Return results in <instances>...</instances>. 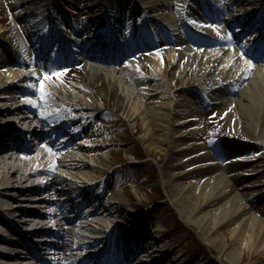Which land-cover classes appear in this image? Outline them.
<instances>
[{
    "label": "bare ground",
    "instance_id": "obj_1",
    "mask_svg": "<svg viewBox=\"0 0 264 264\" xmlns=\"http://www.w3.org/2000/svg\"><path fill=\"white\" fill-rule=\"evenodd\" d=\"M6 1L14 11L17 27L21 32L27 31V36H21L19 41L8 47L0 44V93L4 94L0 97V127L7 121L10 124L0 129V225L6 226L12 234L10 239H0V246H3L0 249H4L2 250L4 253L0 252V264H79V262L108 264L113 258L111 256L113 245L107 243L104 237L94 239L96 237L84 231L92 229L98 235L97 230L103 232L113 225H116L114 229L117 230L118 264L180 263L181 259L177 260L175 252L180 254L181 249L177 244L168 241L164 230L165 218L155 217V226L149 229V233L159 234L163 240L145 232L141 225H135L136 216L123 202L129 201L130 196L127 198L125 195L124 198L117 191L119 187L122 188L121 182L119 181L117 186L113 183L116 171L110 174L112 164L107 161V152L100 156V153L106 150L105 142L101 140L96 145L90 144L91 138L88 134L91 127L88 123L92 119L90 113L94 112L97 106L102 109L104 105L102 99L107 98L115 100V112L127 121L141 122V125L136 126L137 129L145 128L148 144L164 154L169 167V171L163 174L164 181H170L168 185L165 182L167 196L180 210L187 226L193 227L202 240L210 245L220 243L223 229H228V236L232 242L230 243V238H227L219 251V254H222L226 244H231L232 250L227 253V264H237L244 249H260L264 254V225L250 215L248 203L257 194H253L252 197L248 194H236L232 184L234 180L243 185L245 181L255 179L257 176L261 177L257 186L264 183V71L258 70L254 74L255 78L246 83L238 99L231 100L230 97L236 95L226 92L224 94L230 97L221 98L219 103L221 112L226 115L230 132L236 139L242 140L241 146L232 140L224 141L219 146L196 143L195 139L189 137L186 124L174 115V97L164 91L163 86L160 85L156 90L147 93L141 90L132 91L134 89L129 86L127 75L134 73V69L132 64H125L126 60L123 58L114 63L118 66L115 72L106 70V66L113 63H104L103 68L86 71L89 83L96 80L104 82L106 87L102 90V99L88 90L89 84L76 85L72 90L75 98L81 102L79 111H76L72 119H69L67 113L58 114L51 111L53 119L50 121L45 119L48 115L45 112L47 107L41 104V100L30 89L25 88V85L33 76H41L43 66L46 64L52 63L55 66L59 64L58 57L53 54L54 50L63 45L64 36L55 32L57 37H54V42L42 41L38 31L42 30L45 19L40 18L39 9L33 3L24 0ZM89 1L93 2L92 10L114 8L111 0ZM121 1L130 9L141 11L143 15L159 14L167 31L184 16L186 5L191 7L188 4L190 0ZM245 3V0H233L229 6L222 7L218 11V16L212 20L216 21L215 24H221L220 21H224V17H229L236 23L237 28L243 30V25L257 19V13H252L249 9L247 12V8L246 10L241 8ZM24 18L26 22L22 21ZM190 25L193 31L200 29L197 24ZM144 36L152 50L151 67L155 73L161 74L165 63L158 44L148 31L144 32ZM236 37L234 34V42H238ZM33 40L39 42L38 48H43L38 50L37 58L29 51L30 42ZM256 41L255 39L248 45L254 46V52L260 49V42ZM212 46L217 47V44ZM50 55L53 58H50ZM68 55L71 57L70 52ZM227 55L229 59L226 58L224 61L221 49L203 50V47L199 48L197 44L186 46V43H181L177 58L184 64L177 70L176 78L187 84L188 79L192 77L194 83L204 89L217 86L225 78L234 79L240 73V69L233 64V56H237V53L232 54L229 50ZM169 59H175L173 52ZM26 64L34 68L32 74H28L27 77L22 70ZM262 67L264 69V65ZM137 80L134 82L139 84ZM147 82L151 83L152 78ZM28 98L35 100L39 107L29 104ZM19 99L21 101L18 107L10 109L7 103ZM141 102L143 105L139 106ZM41 112L45 115H41ZM13 125L21 127L23 133L19 135L8 133L6 128ZM79 128L82 129L75 133L74 130ZM6 141H9V144L4 148V143L1 142ZM36 147H39L41 159L46 158L50 164L49 169L39 171L33 168L37 163L32 158ZM243 148L246 149L245 153L242 152ZM257 148L262 152V159L256 161L251 156L253 152H257L255 151ZM49 149L52 151L49 152ZM222 155L230 158L226 157V160L221 161ZM91 157L94 158V165L90 162ZM237 158L245 159L247 163L239 161L231 167L214 164L216 161L226 164V161ZM57 167L68 176L57 175L55 172ZM235 172L240 173L233 177ZM69 176H74L77 181L84 184L91 181L97 184L92 187L86 185L81 189L72 185L74 182ZM249 176L251 177L248 178ZM42 183H45V191L39 193L42 191ZM12 190L16 192L12 193ZM247 190L248 187L243 191ZM133 191L136 192L137 188L133 187ZM42 194H48L47 203L41 199ZM56 207L58 212L54 215H48L47 211H43ZM90 208L91 214L87 213ZM48 219L58 220L55 226L61 227V230L49 233L50 236H56L60 244L54 257L46 258L47 248L43 247L42 238L47 236L43 221ZM80 220H85V224L80 225V233H76L72 227ZM127 224H133L130 226L132 228L130 232ZM21 230L34 231L27 233L32 236L29 237V241ZM132 236L135 238L134 242L127 246ZM79 237L88 241L82 244L75 242L74 238ZM166 242L167 245H164ZM54 245L51 243L49 246ZM104 247L105 249H101ZM91 249L94 250V254L84 256L81 253L79 255L81 257L71 259L78 250L88 252ZM102 251L104 252L101 253ZM183 264H186V260Z\"/></svg>",
    "mask_w": 264,
    "mask_h": 264
},
{
    "label": "rangeland",
    "instance_id": "obj_2",
    "mask_svg": "<svg viewBox=\"0 0 264 264\" xmlns=\"http://www.w3.org/2000/svg\"><path fill=\"white\" fill-rule=\"evenodd\" d=\"M31 1L35 4H38L39 1L37 0H27ZM44 4H50L51 2L55 4H66L73 6L76 10L80 9V7H83V4L79 2V0H43ZM67 5V6H68ZM79 7V8H78ZM12 35V36H11ZM14 36L13 33L10 31V25L7 24V21L5 20V17L3 15V11L0 8V42L3 44H6V42L10 41L14 42ZM5 40L6 42H2V40ZM182 67V66H181ZM177 67L174 68H167L163 71L162 74L159 75L160 78L163 79V86L166 92L170 93L171 89L174 91V98H175V107H174V113L176 116L178 115L183 119L184 117H195L201 119V125L202 130L199 136L201 138H204L205 141H212L211 140V129L214 130V128H211L209 126V112H206V109L203 107L202 102L194 98H188V95H186L184 92L181 91V89L190 85H195L192 77L188 79L187 84H184L180 80L176 78L177 73ZM86 74L83 73L82 75V82L86 80ZM86 82V81H85ZM159 83H155V87H158ZM136 86V85H135ZM104 82L102 80H99L95 87H93L94 94L102 99L103 92L102 90L105 89ZM138 86H136L137 88ZM134 88V87H132ZM141 88V87H140ZM155 88V89H156ZM154 89V90H155ZM59 95V99H55L56 102L46 104L50 105L49 110H56V106L61 107L59 102H63L61 104H69L71 105V100L73 99L71 91L68 90L66 87L65 90H57ZM133 92H136L137 89L134 88L132 90ZM0 97L1 94H0ZM75 97V96H74ZM104 105L102 107V112L98 117V128L93 130V133H99L100 127L108 128V120L107 114L105 112L109 111L111 113H115L119 117L124 120V124L128 128V134L130 135V140L134 142L130 146V142H126L124 146V142H122V139L116 136V144L121 146L119 147L118 153H112L107 150L108 159L107 161L112 164V169L117 170L120 172L124 177H127V182L125 183V191L120 194L125 195L127 198L130 199L129 201L124 200L125 206L136 216V219L134 221L135 225H145V227L152 229L154 225V219L155 217H164L165 218V225L166 228L164 229L166 232V236L168 238V241H171L172 243L177 244L181 252L178 254V252H175L177 256V260H180V263L183 264V262L186 260V264H227V253H229L232 250L231 246V238L228 236V229H223L221 233V241L220 243L210 245L207 242L203 241L201 236L196 232V230L193 227H187L185 225V221L183 220L180 210L177 208V206L174 204V202L167 196V188L166 184L168 185L170 181L166 180L164 181L163 174L167 173L169 171V167H167V163L165 161V156L163 153H159L157 150H155L153 147H151V144H148V141L146 139V131L145 128L142 130L137 129V125H141L142 123H137L136 121H127L124 117H122L119 113L115 112L116 108V102L114 99H102ZM56 105V106H54ZM143 103L141 102L139 106H142ZM97 109H100L97 107ZM217 108H212V110H216ZM65 110V109H61ZM216 111H219L217 109ZM98 112V110L96 111ZM95 112V113H96ZM110 124H113L114 121H111ZM225 126L226 122L224 121ZM224 126V127H225ZM120 135L126 136V134L119 133ZM217 137L219 138L220 135L226 136L225 133H217ZM198 136V137H199ZM231 135L229 134L228 137H221L220 140L222 142L229 139ZM126 141V140H125ZM240 144L241 142H236ZM122 144V145H121ZM241 146V144H240ZM133 155H132V154ZM139 159V163L143 164L141 167H137L138 164L137 159ZM262 157L259 159L261 160ZM91 163H94L92 161ZM119 163H124L125 165H120ZM132 164H135L132 166ZM135 174L137 178L134 179L135 187L137 188V191L134 192L132 190V179L131 176H134ZM259 177L255 180H249L245 183L246 186H254L256 181H261ZM116 179V178H115ZM264 181V180H263ZM166 182V184H165ZM172 184V183H170ZM244 185V187H246ZM264 188V186H263ZM239 190V186L237 187V191ZM12 193H15V190H12ZM257 192H261V188H256ZM126 192V193H125ZM236 193V192H235ZM240 194H243L244 191L239 190ZM246 193V192H245ZM252 194L251 191H248L247 194ZM257 202L256 207L253 208L251 205V208H253L252 213L255 215L258 214L256 218L259 219V221H262L264 223V196H262L260 199L255 200ZM251 204V202H250ZM129 227L133 224H127ZM154 225V226H153ZM153 237L162 239V236L159 234H153L150 232ZM152 237V238H153ZM230 238V243L226 244L225 250L222 254H219L220 246H223L224 243H226V239ZM154 239V238H153ZM155 244V243H154ZM164 245H167V242L164 243ZM170 245V242L168 243ZM225 245V244H224ZM244 252L242 253V256H240V260L237 264H264V254L259 249L251 248V249H244ZM184 258V260H183ZM171 264V263H170Z\"/></svg>",
    "mask_w": 264,
    "mask_h": 264
},
{
    "label": "snow or ice",
    "instance_id": "obj_3",
    "mask_svg": "<svg viewBox=\"0 0 264 264\" xmlns=\"http://www.w3.org/2000/svg\"><path fill=\"white\" fill-rule=\"evenodd\" d=\"M192 23L193 24H195L196 23V21H192ZM217 34H219V27L217 26ZM222 39H224L225 37H221ZM227 38H231L230 36L229 37H227ZM241 55H243V54H241ZM252 67V65H251V63L249 62V68H251ZM247 71V70H246ZM33 74H35V73H33ZM46 77H48L49 76V74L48 73H45L44 74ZM54 75H59V73H54ZM33 87H35V85H33ZM39 91H40V94H41V99H45V97H46V92H45V90H44V87H43V85H41V87H40V89H39ZM27 102L29 103V104H32V105H34V106H37V107H39V105L37 104V102L35 101V100H32L31 98H28L27 99ZM41 115H45V113L44 112H41ZM45 118H47L46 116H45ZM45 147H47V146H45ZM52 150L51 149H49V152H51ZM53 170H54V168H53Z\"/></svg>",
    "mask_w": 264,
    "mask_h": 264
}]
</instances>
